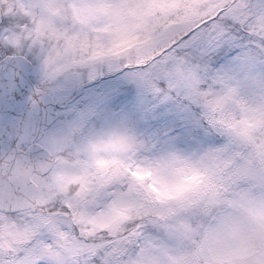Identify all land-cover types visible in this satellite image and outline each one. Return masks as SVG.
Segmentation results:
<instances>
[{"label":"snow or ice","instance_id":"6c2138e0","mask_svg":"<svg viewBox=\"0 0 264 264\" xmlns=\"http://www.w3.org/2000/svg\"><path fill=\"white\" fill-rule=\"evenodd\" d=\"M0 264H264V0H0Z\"/></svg>","mask_w":264,"mask_h":264}]
</instances>
